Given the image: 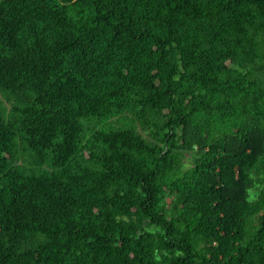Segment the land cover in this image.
Listing matches in <instances>:
<instances>
[{
    "label": "trees",
    "instance_id": "1",
    "mask_svg": "<svg viewBox=\"0 0 264 264\" xmlns=\"http://www.w3.org/2000/svg\"><path fill=\"white\" fill-rule=\"evenodd\" d=\"M0 264H264V0H0Z\"/></svg>",
    "mask_w": 264,
    "mask_h": 264
}]
</instances>
